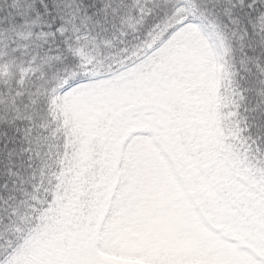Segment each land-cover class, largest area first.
<instances>
[{
    "label": "snow or ice",
    "instance_id": "obj_1",
    "mask_svg": "<svg viewBox=\"0 0 264 264\" xmlns=\"http://www.w3.org/2000/svg\"><path fill=\"white\" fill-rule=\"evenodd\" d=\"M0 264H264V0H0Z\"/></svg>",
    "mask_w": 264,
    "mask_h": 264
}]
</instances>
